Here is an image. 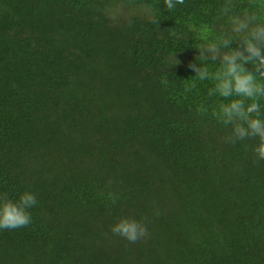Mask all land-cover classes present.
Listing matches in <instances>:
<instances>
[{
	"label": "trees",
	"instance_id": "obj_1",
	"mask_svg": "<svg viewBox=\"0 0 264 264\" xmlns=\"http://www.w3.org/2000/svg\"><path fill=\"white\" fill-rule=\"evenodd\" d=\"M224 3L0 0V193L37 200L0 264H264L258 141L224 142L226 101L190 68L229 32ZM121 218L150 235L113 234Z\"/></svg>",
	"mask_w": 264,
	"mask_h": 264
},
{
	"label": "clouds",
	"instance_id": "obj_2",
	"mask_svg": "<svg viewBox=\"0 0 264 264\" xmlns=\"http://www.w3.org/2000/svg\"><path fill=\"white\" fill-rule=\"evenodd\" d=\"M184 2L164 0V7L171 11ZM234 8L233 0H225L223 13L229 16V32L200 48L190 68L195 79L213 82L208 89L209 97L218 96L226 101L219 103L213 113L220 124L230 128L224 142L235 145L243 140H257L253 151L259 161L264 160V106L261 103L264 101V18L253 11L236 14ZM150 22L158 25L160 21L153 16ZM233 43L237 47H230ZM209 63L216 67L210 68ZM108 199L115 204L119 196L110 192ZM36 204L35 195L28 191L16 201L6 192L0 193V229L29 226L32 216L28 210ZM111 232L131 243L150 235L146 223L134 218L119 219L111 226Z\"/></svg>",
	"mask_w": 264,
	"mask_h": 264
},
{
	"label": "rangeland",
	"instance_id": "obj_3",
	"mask_svg": "<svg viewBox=\"0 0 264 264\" xmlns=\"http://www.w3.org/2000/svg\"><path fill=\"white\" fill-rule=\"evenodd\" d=\"M115 16V15H114Z\"/></svg>",
	"mask_w": 264,
	"mask_h": 264
}]
</instances>
